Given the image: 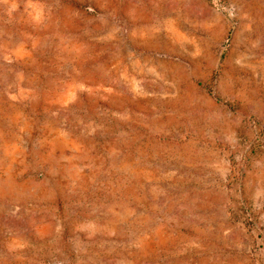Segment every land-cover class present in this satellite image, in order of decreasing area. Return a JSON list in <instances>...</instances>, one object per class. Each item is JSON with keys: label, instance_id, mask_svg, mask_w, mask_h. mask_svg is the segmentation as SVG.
I'll return each mask as SVG.
<instances>
[{"label": "rangeland", "instance_id": "obj_1", "mask_svg": "<svg viewBox=\"0 0 264 264\" xmlns=\"http://www.w3.org/2000/svg\"><path fill=\"white\" fill-rule=\"evenodd\" d=\"M0 264H264V0H0Z\"/></svg>", "mask_w": 264, "mask_h": 264}]
</instances>
